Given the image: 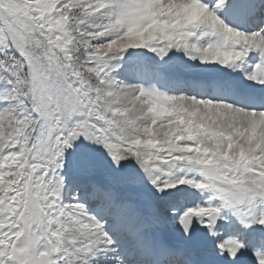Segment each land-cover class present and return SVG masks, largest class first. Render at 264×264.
<instances>
[{"label":"rangeland","instance_id":"374dc122","mask_svg":"<svg viewBox=\"0 0 264 264\" xmlns=\"http://www.w3.org/2000/svg\"><path fill=\"white\" fill-rule=\"evenodd\" d=\"M193 1L206 15L184 0H0V264H91L113 249L116 264H145L134 254L140 218L180 249L184 216L204 227L202 249L264 264V110L228 111L208 92L149 79L125 101L127 63L169 81L223 75L264 89V72L249 70L264 0L244 46L233 24L251 26L254 4ZM226 7L232 25L219 14ZM244 68L254 82L241 79ZM94 227L102 237L88 239Z\"/></svg>","mask_w":264,"mask_h":264},{"label":"bare ground","instance_id":"6f19581e","mask_svg":"<svg viewBox=\"0 0 264 264\" xmlns=\"http://www.w3.org/2000/svg\"><path fill=\"white\" fill-rule=\"evenodd\" d=\"M204 1L211 3L213 0H204ZM254 1H256V0H246L247 3L254 2ZM184 2L187 3L188 8L190 6L191 10L198 11L197 13L199 14V16L203 17V15H206V14L203 13V8H202L203 5H201V3L200 4H198V2L195 3L193 0H184ZM196 4L198 5L197 8L195 7ZM206 12H208V11H206ZM222 13L225 16L229 15L227 8H225V10ZM207 16H208V18L210 20L214 21V23H217L220 26L223 25L221 23L222 22V19H221L222 17L219 18L218 15H217V17L213 16V14H211V13H207ZM230 18H227L229 23L231 22ZM225 27H226V25H225ZM236 29H239V30L241 29L242 31L241 32H237V30H236L235 31L236 33L235 34L232 33V34L235 35L234 37L238 41V43H240L242 46H244L243 44H246V40L252 38V35L249 34L248 27L245 26V23L243 25L238 23L236 25ZM222 36H223V33H220V34H218L217 37L219 38V37H222ZM210 47H211V49H213L215 51H218L220 49V47H222V45L217 41V42H212V45ZM230 47H231V45L229 44L228 47H227L228 50L230 49ZM245 47H247V46H245ZM227 48H225V49L227 50ZM247 48H249V47H247ZM225 49L223 48V51H225ZM256 49L260 50L261 52L263 51V52H262V54L260 52V56H258L256 61H255V63L251 67H249V70H251L252 73L258 75L260 72H264V61H263V57H264V35L261 36L257 40ZM211 51L212 50H210V52ZM127 64L124 67L122 66V68L120 69L119 78L123 79V81H124V89L126 90V91L124 90V92L127 93V98L125 99V101L126 102H130V104H133L137 100L136 97H135V94L137 92L136 88L138 87V83L137 82L144 81L147 78H151L152 80L158 82L159 84L162 83V84H166V86H171V88L175 86V91H178V92H183L182 90H180V88L182 89L183 87H185V84L189 83V81L192 83V80H186V79L169 81V78H170L169 76L161 75V74L159 75L158 73L155 74L152 70H147L146 71V70L143 69V65H139L140 67L137 68V71H134V70H132V67L130 68ZM155 72H157V71H155ZM239 74L241 75V79L244 80V78H245V81H247V80H251L252 81L253 80L252 76L249 75L248 70L246 71L245 68L240 70ZM261 80L264 82V74H262ZM232 81H233V83H231L229 81L231 84H228L227 83V78L224 77L223 75H220L218 77L213 78V80L209 83L210 85L204 80H201L199 82L197 81V82H195L193 84H197L198 85L195 89H199V93H197L199 95H203L204 92H205V94H207V92H211L210 94H211V96H213L214 99H219V100H221V99L225 100L226 99L229 102V104L232 105V106L229 105L230 107L228 108V111L231 110L233 112H237L241 108L243 110H244V108L245 109L252 108L253 110H256V111L264 109V89L263 88L261 90H260V88L257 89L256 87H254L255 85L253 86V88L247 87V86H245L243 84V82L239 83V78H236V77H234L232 79ZM253 82H254V80H253ZM256 84H257V82H256ZM117 91H119V90H117ZM248 117H252V115L248 114ZM256 117L258 119H260V117L263 118L264 115L259 114ZM178 200L180 201V204H182V205H183V203H186V201H187V200L183 199V197L180 196V195H178ZM129 210L134 215L136 214V212L134 213L135 208H134L133 205L129 206ZM147 219H149V218L148 217L144 218V219L140 218V220L143 223L142 232L137 236L139 238V240H140L139 241V247H137V248L134 247V253H135V251L137 249L138 250L144 249L145 252L143 253V256H145V255H148V256L157 255V256H159L160 260H163V259H165L168 256H170V257L174 256L175 259H174V261H172V263H176V264L182 263L183 259H185V258L188 260V262H186L187 264H256V263H253V262L251 263L248 260L245 261L244 259L241 260V261L237 260V259L234 260L232 258V256L230 254L226 253V252L224 253V252H221V251L217 252V251H212V250L211 251H207L206 249H202V247L205 245L204 241H202L201 243H199L197 245H194V244L190 243L191 241H189V238L187 236L185 238V241L181 244V248L180 249H176L177 247H174L173 245H171L170 241L168 240L167 232L163 231L162 228H159V227L157 229H155L153 224L149 225V223H151V221L149 222ZM241 222H242V224L244 223V221H241ZM153 223H154V221H153ZM82 226H84V225H82ZM237 227H238V225H237ZM104 228H105V226L101 227V229H104ZM83 229L84 228H82L81 230L83 231ZM132 229L133 228L131 227L130 230L133 231ZM96 230H97V227H96V229L94 227V228H92V230L91 229L86 230L84 235L88 239L89 238H93V237L94 238L95 237L96 238L97 237H102V236H99V234H96V232H95ZM100 233H101V231H100ZM109 237H111V236H109ZM82 242L83 241H81V243ZM105 242L107 243V241H105ZM110 242L107 243V244H110ZM94 243L96 244L95 241H94ZM130 243H132V242H130ZM67 244H69V243H67ZM82 246H83V244H82ZM90 246H91V244H90ZM106 246L108 247L110 245H106ZM125 248H127V247H125ZM178 248H179V246H178ZM195 249H197V250L201 249L202 255L197 256L195 258V260H193V259L189 258L188 254L193 253ZM108 250H106V251H108ZM114 250L115 249H113V252H105V251L103 252L102 251V255L100 253H98L99 255H98V258L96 257V260L94 258H91V256H93V255H91L90 257L85 259V262H88V263H91V264H93V262L95 264H116L117 261L114 259L113 256H115L114 253L117 250H115V251ZM117 255H119V252L117 253ZM126 259H127V257H126Z\"/></svg>","mask_w":264,"mask_h":264},{"label":"water","instance_id":"95a60500","mask_svg":"<svg viewBox=\"0 0 264 264\" xmlns=\"http://www.w3.org/2000/svg\"><path fill=\"white\" fill-rule=\"evenodd\" d=\"M218 213H214L210 218L215 221L218 218ZM184 232L188 235L189 240L193 244H198L202 238V228H193L187 217L184 218Z\"/></svg>","mask_w":264,"mask_h":264}]
</instances>
